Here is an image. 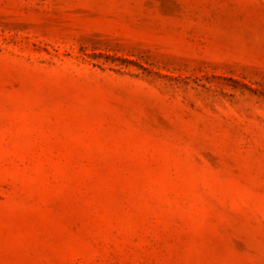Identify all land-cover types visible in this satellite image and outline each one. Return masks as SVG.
Listing matches in <instances>:
<instances>
[{
  "label": "rangeland",
  "instance_id": "obj_1",
  "mask_svg": "<svg viewBox=\"0 0 264 264\" xmlns=\"http://www.w3.org/2000/svg\"><path fill=\"white\" fill-rule=\"evenodd\" d=\"M0 264H264V0H0Z\"/></svg>",
  "mask_w": 264,
  "mask_h": 264
}]
</instances>
